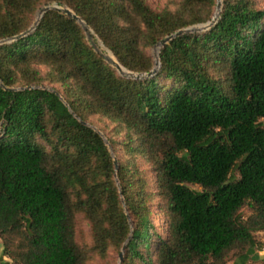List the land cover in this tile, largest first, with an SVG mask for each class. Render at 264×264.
I'll return each instance as SVG.
<instances>
[{
  "label": "trees",
  "instance_id": "16d2710c",
  "mask_svg": "<svg viewBox=\"0 0 264 264\" xmlns=\"http://www.w3.org/2000/svg\"><path fill=\"white\" fill-rule=\"evenodd\" d=\"M53 3L73 9L136 73L156 67L147 48L212 21L218 8V0H180L161 11L146 0H0V41L8 40L0 45V81L63 87H54L59 95L0 84V238L10 259L0 264H87L80 215L91 223L94 250H124L122 264H228L231 254L233 264L258 260L264 8L224 0L213 27L175 38L162 48L157 73L132 79L62 10L33 28L40 5ZM95 117L126 132L127 156L142 154L153 165L167 236L151 239L154 193L142 170L119 161L120 190L111 152L90 126Z\"/></svg>",
  "mask_w": 264,
  "mask_h": 264
},
{
  "label": "rangeland",
  "instance_id": "374dc122",
  "mask_svg": "<svg viewBox=\"0 0 264 264\" xmlns=\"http://www.w3.org/2000/svg\"><path fill=\"white\" fill-rule=\"evenodd\" d=\"M146 1L156 11H161V10L165 9L166 7H169V8H172L175 10L180 5V0H146ZM255 1L259 7L264 8V0H255ZM50 5H56V3L50 4ZM45 6H48V5H45V4L40 5L39 10L35 15L34 24L37 21L39 12ZM62 7H68V6H62ZM216 13H217V10H216ZM91 33H92V35H89L90 33L87 31L89 43L92 46H94L95 48H99L101 50V52H103L105 55H107L111 58L117 59V57L114 55V53L103 43V41L97 35L94 34V31L92 29H91ZM155 47H156V45L153 47L147 48L148 54L152 55L154 58H155ZM106 62L109 63L107 60H106ZM110 65H112V64H110ZM41 69H42L43 73H45L47 70L44 67H42ZM162 82L167 83V81L165 79H163ZM40 87H48V88H52V89H54V87H57L58 89L63 90V87L61 86V84H55L53 86V85L47 83V85H43ZM261 121L264 123V119H262ZM91 125L96 127L104 135L103 138H104V140H105V142H106V144H107V146L111 152V155H112L114 161L117 158L118 161H123L124 163H129L130 164L129 169H132V171H134L136 173H139L142 170L143 171V177L148 176L147 179L150 180V182H151V185L149 186L148 190L150 192L154 193V196H153V198H151L150 205H149V207H151V209H152L151 221H152V224L155 225L154 228L151 226L152 227L151 228V234H152L151 239H156L158 233H161L162 235L167 236V226H166L167 218H166L164 210H162V208H161L162 198L158 194L157 183L155 181V172L153 170L154 169L153 165L151 163H149L147 161V158L145 156H143L142 154H138L135 157H131V156L126 155V152L124 150V143L126 141V137H125L126 132L122 131L120 134H117L114 131V129L116 127L115 123L111 122L107 118L95 117V118L91 119ZM110 138H111V140H110ZM115 170H116V174H115L116 180H117V183H118L120 190L122 191V182H121V179L119 176V172L121 170V167L119 170H117V167H116ZM132 175H133V173H132ZM191 186L194 188L200 189L198 186H195V185H191ZM122 198L124 201V207L126 209V212L131 218L130 211L127 207L124 196ZM250 212H251L250 210L245 209V213H244L245 216L246 217L249 216ZM131 224H132V228L134 229V223H133L132 219H131ZM77 236H78L79 244L83 247V249H85L86 251L89 252V258H88L87 264H122L121 254L124 253V255H125L124 250H122V252H121V250H119L118 248H116L114 246L109 247L107 252H101L98 250H94L95 242H94V237H93L92 226H91V223L83 215H80L78 217V235ZM257 238L259 240V247L256 249V253L259 255V259L255 260V258H252V256H251L249 261H248V264H258V263L263 262V260H264V231L258 232ZM236 259H237V256L235 254H231V256L228 259V264H233ZM0 260H6V261L10 260L4 253V243H3V240L1 238H0Z\"/></svg>",
  "mask_w": 264,
  "mask_h": 264
},
{
  "label": "water",
  "instance_id": "95a60500",
  "mask_svg": "<svg viewBox=\"0 0 264 264\" xmlns=\"http://www.w3.org/2000/svg\"><path fill=\"white\" fill-rule=\"evenodd\" d=\"M51 10H62L66 14H68L71 17H73L74 19H76L78 21V23H80L84 27V29L90 33L89 35H92L90 26L79 15H77L69 7H62V6H59L57 4L56 5H48V6L43 7L41 9V11L39 12L37 21L34 24L33 28L37 26V24L42 19V17L44 16V14L47 13V12H49V11H51ZM222 10H223V0H218L217 13H216V15H215V17H214V19L212 21H210L208 23H205V24L194 25V26L189 27V28H186V29L178 30L175 33H173V34H171V35L163 38L161 41H159L156 44V47H155L156 67H155V69L151 73H136V72L129 71L124 66H122L121 63L117 59H114V58H111V57L105 55L103 52H101V50L99 48H96V50L98 52H101L104 55L105 59L110 64H112L120 72V74L123 75L124 77L132 78V79L147 78V77L152 76L153 74L157 73V71L159 70L160 65H161L160 52H161V50H162V48L164 46H166L172 40H174L175 38H177V37H179V36H181L183 34L201 32V31H206V30L210 29L211 27H213L218 22L219 18L221 17ZM22 36L23 35H20L18 37H15V39H20ZM7 41L8 40H2V41H0V45L6 43ZM0 84L3 87H5V85L1 81H0ZM38 87H40V86L20 87V88H15V87H9L8 88V87H5V88H7L8 90L17 91V90H25L27 88H38ZM42 88H46V89L52 90V91H54V92H56L57 94L60 95V93L58 91H56V90H54L52 88H48V87H42ZM84 123L86 125H90L87 122H84ZM90 126H92V125H90ZM92 127L96 131H98L99 133H101L96 127H94V126H92ZM101 135L104 137V135L102 133H101ZM115 164H116L117 170H119L120 169V165H119V161H118L117 158L115 160ZM123 258H124V253L121 254V259L123 260Z\"/></svg>",
  "mask_w": 264,
  "mask_h": 264
}]
</instances>
